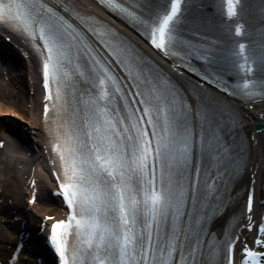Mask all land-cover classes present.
I'll return each mask as SVG.
<instances>
[{"label": "bare ground", "instance_id": "bare-ground-1", "mask_svg": "<svg viewBox=\"0 0 264 264\" xmlns=\"http://www.w3.org/2000/svg\"><path fill=\"white\" fill-rule=\"evenodd\" d=\"M3 32L7 33V35H11V38L14 40L13 44H10V42H7L5 39L3 40L1 38V33ZM21 45H22L21 41L18 40L14 34L7 32V29H5L4 27H1L0 25V58H1L0 60V122L2 123L6 122L5 124H8V126L9 125L14 126L16 131L23 130L22 134L24 135L25 133L30 134V138L28 140L31 143L30 148L35 151L36 153L35 155L38 157L37 161L34 164L40 167L41 172L43 173V167H44L45 162L44 160L42 161V154L40 150V143L42 140V130H41V118L39 117L37 113L39 104H38V99L36 97L37 93L36 94L31 93V90H35L36 92V88H38L37 84L35 83V76H34V71H33L34 61L31 58H27L25 62H22L18 58L19 60L17 59V61L19 63L20 62L22 63L15 65L14 61L12 60L11 51L9 50V49H12L11 47H14L17 50H19ZM2 55L6 57L7 59L5 63L6 66H3L5 64H3L2 62V59H3ZM21 59H23V57H21ZM11 65L16 66L17 73H16V76H12V74L15 72L10 70V73L8 76H11V77H9L10 78V81H9L5 79L3 70H4V67L10 68ZM26 78L28 79V81L26 80ZM16 84H19L22 89L18 90L16 87L17 86ZM25 100H27V103L24 102ZM28 103L31 104L30 108H28ZM261 105L262 107L260 108L259 113L257 115H259L260 112H264V104H261ZM247 113L250 114L251 117L256 114L254 113L253 110L252 111L249 110L247 111ZM11 117L16 118L17 121L13 120ZM13 122H15V124H12ZM26 142L27 141H24V143ZM257 147L258 146L255 147L256 151H258ZM21 148L22 146L19 142H16V143L10 142L8 145H6V148L0 157V178H5L8 181L9 183L8 190L9 191L13 190V193L18 199L19 198L21 199L25 193L24 191L21 192V190L15 189L16 187H19V180L16 179V181H14L15 176H13L12 171L8 173L5 168L8 162H12L14 159H18V162H21L23 164L24 169L25 170L27 169L28 161L29 159H32V158L31 157L27 158L25 154L23 156L22 154L23 149ZM256 151L254 150V153H253L254 156L258 155V152ZM257 160L258 159L256 158L255 161ZM5 188L3 190H5ZM39 205L43 206L42 207L43 210H48V209H51L50 206L52 204L45 203L43 205L42 203L41 204L39 203ZM25 208L27 209L26 204H25ZM27 210H28L27 212L32 217H34V219L40 213V211H38L39 210L38 204L31 206Z\"/></svg>", "mask_w": 264, "mask_h": 264}, {"label": "rangeland", "instance_id": "rangeland-1", "mask_svg": "<svg viewBox=\"0 0 264 264\" xmlns=\"http://www.w3.org/2000/svg\"><path fill=\"white\" fill-rule=\"evenodd\" d=\"M3 153H1V155H2ZM1 155H0V157H1ZM16 168H17V162L15 161H13V162H11L9 165H8V163L6 164V170H7V172L9 173L10 171H12V173H14L15 175H17V172H16Z\"/></svg>", "mask_w": 264, "mask_h": 264}]
</instances>
